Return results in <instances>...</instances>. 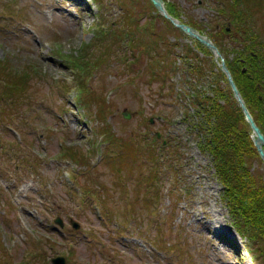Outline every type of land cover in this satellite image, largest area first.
I'll list each match as a JSON object with an SVG mask.
<instances>
[{
  "label": "rangeland",
  "instance_id": "obj_1",
  "mask_svg": "<svg viewBox=\"0 0 264 264\" xmlns=\"http://www.w3.org/2000/svg\"><path fill=\"white\" fill-rule=\"evenodd\" d=\"M149 1L0 0V61L30 74L11 98L3 91L10 72L0 73V264H264L260 238L239 232L223 201L209 127L196 129L194 93L213 96L220 69L207 46L178 28L167 36L178 41L172 75L153 77L145 57L122 65L113 56L85 78L88 90L77 87L66 55L88 43L89 55L105 51L112 37L98 39L97 30H128L129 13L147 23ZM164 1L177 5L182 22L222 36L215 43L225 60L242 48L219 0ZM254 13L264 42V11ZM220 77L216 87L225 90ZM112 136L144 137L145 146L161 147L158 161L136 151L129 166L113 169L104 155ZM245 165L264 183L261 157Z\"/></svg>",
  "mask_w": 264,
  "mask_h": 264
},
{
  "label": "trees",
  "instance_id": "obj_2",
  "mask_svg": "<svg viewBox=\"0 0 264 264\" xmlns=\"http://www.w3.org/2000/svg\"><path fill=\"white\" fill-rule=\"evenodd\" d=\"M218 2L219 13L227 12L228 15L232 16V20L230 19L234 27L232 32L234 35L237 34V37L234 38L242 46L235 54L236 56L231 59L226 57L227 66H229L245 99L246 106L249 107L256 122L262 128L261 117L258 116L257 112L260 109L259 105L264 104V42L260 41L259 33L252 22H255V11L259 13L264 11V0H219ZM149 4V9L153 15L148 17V9L144 11L143 15L149 18L147 23L141 24L140 19H135L129 13L124 16L128 30L125 29L123 32L111 29L106 31L103 28L97 30L95 36L98 39L107 36L112 37L111 43L105 48V51L102 49L97 54L89 55L91 52H88L90 51L88 48L92 49V47L88 43L82 46L80 55L76 57L66 55L67 63L71 65L72 70H75V76L79 80L78 88L88 90L85 78L91 75L92 70L99 67L100 63L113 56H116L122 65H131L134 60L145 57L146 66L148 65L153 77L163 78L164 75H172L171 67L175 62L173 52L178 41H169L167 36L168 33L170 34L178 28L171 25L168 19L161 17L152 1H149ZM166 7L172 15L180 17L178 7L174 2L166 1ZM154 16L161 19L160 27L162 28L154 27L156 26ZM244 25L250 27L244 29ZM224 32L230 33L227 27L220 29V34ZM211 37L217 44L223 39L217 34L211 35ZM193 41L194 47L205 53H210V50L202 46L201 43L196 40ZM96 44L99 47V44ZM197 59L200 60L199 57ZM196 68L203 76L204 68L202 66ZM5 70L10 72V77L6 81L9 90L7 88L2 90L11 98L22 95L30 74L25 73V71H10L7 63L0 61V73ZM218 73H216L219 75L216 76L217 81H213L212 84L217 82L218 85V77L221 76L220 78L227 84L225 90L216 87L217 85L212 86L211 94L213 96L204 98L200 97L198 91L194 93L196 116H201V120L196 124V129L203 131V128L207 126L210 129V131H206L211 133L209 144L214 149L213 153L218 164L219 177L224 187L222 198L229 209L234 225L239 228V232L251 233L253 238L259 237L262 247L258 251L264 252V183L258 178H254L248 166L245 165V160L248 157L258 158L259 153L249 137L251 129L248 127L241 107L233 97L225 74L219 68ZM256 105L259 106V109L256 108ZM262 107L264 110V105ZM262 130L264 131L263 128ZM113 136L108 138V145L104 154L105 162L110 159L114 162L110 164L113 169L115 165L129 166V163L135 159L136 151L140 153V160L145 154L154 165L155 161H158L161 147L157 149L154 145L145 146L148 142H145L144 137L138 138V141H129ZM153 137L158 138L157 135ZM75 155L77 153L74 152ZM35 256L34 258L38 257ZM38 258L40 259V255Z\"/></svg>",
  "mask_w": 264,
  "mask_h": 264
},
{
  "label": "water",
  "instance_id": "obj_3",
  "mask_svg": "<svg viewBox=\"0 0 264 264\" xmlns=\"http://www.w3.org/2000/svg\"><path fill=\"white\" fill-rule=\"evenodd\" d=\"M152 3L155 5V7L157 8V10L159 11V13L161 15H163V17L169 19L172 24L174 25V27H177L179 29H181L183 32H185L188 36H191V38L198 40L199 42H201L202 44H204L205 46H207L211 52H212V56H214L216 63L218 64V66L220 67V69L222 70V72L225 74L224 76H226L228 83L231 87L232 93H233V97H235V99L237 100L239 107H241L243 113H244V117L248 123V127H250L251 129V137L253 139L254 145L259 153V157H261V159L264 161V132L262 131L261 127L258 126V123L256 122L252 112L250 111L249 107L246 106V102L244 97L242 96V93L239 89V87L237 86L233 74L230 70V68L227 66L228 64L226 63V60L224 58V56H222V52L219 49L218 46H216L215 41L208 35L204 34L203 32H201L198 28H196L195 26H192L185 22H182L181 20H179V18H177L176 16L172 15L165 4L164 0H151ZM124 116L126 118H130L131 115L128 112H124ZM151 121L153 122V119H151ZM57 223L62 225V221L61 219H57L56 220ZM75 226H77L75 224ZM55 264H64L65 263V258L64 257H57V258H53L52 260Z\"/></svg>",
  "mask_w": 264,
  "mask_h": 264
},
{
  "label": "bare ground",
  "instance_id": "obj_4",
  "mask_svg": "<svg viewBox=\"0 0 264 264\" xmlns=\"http://www.w3.org/2000/svg\"><path fill=\"white\" fill-rule=\"evenodd\" d=\"M197 214H195V216H196ZM209 228L210 229H213V227L215 228V226L217 225V222L216 221H214V222H212V221H209ZM218 239H220V241L223 243V240H221V238L220 237H217ZM220 249V248H219ZM216 250H218V247H216ZM220 251H218L217 253H219ZM237 263V262H236ZM239 263V262H238ZM239 264H242V263H239Z\"/></svg>",
  "mask_w": 264,
  "mask_h": 264
},
{
  "label": "flooded vegetation",
  "instance_id": "obj_5",
  "mask_svg": "<svg viewBox=\"0 0 264 264\" xmlns=\"http://www.w3.org/2000/svg\"><path fill=\"white\" fill-rule=\"evenodd\" d=\"M227 30H228V32L230 31V27H227ZM245 69V68H244ZM244 69H243V71H244ZM260 99H262V97L260 96Z\"/></svg>",
  "mask_w": 264,
  "mask_h": 264
}]
</instances>
